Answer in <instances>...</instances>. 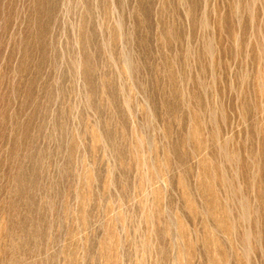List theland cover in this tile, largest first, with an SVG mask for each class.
Returning <instances> with one entry per match:
<instances>
[{
    "label": "rangeland",
    "instance_id": "374dc122",
    "mask_svg": "<svg viewBox=\"0 0 264 264\" xmlns=\"http://www.w3.org/2000/svg\"><path fill=\"white\" fill-rule=\"evenodd\" d=\"M0 264H264V0H0Z\"/></svg>",
    "mask_w": 264,
    "mask_h": 264
}]
</instances>
